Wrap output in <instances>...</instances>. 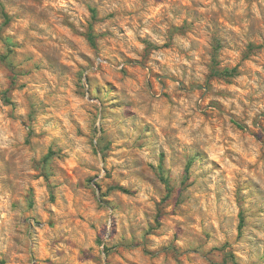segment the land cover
<instances>
[{"label":"rangeland","instance_id":"374dc122","mask_svg":"<svg viewBox=\"0 0 264 264\" xmlns=\"http://www.w3.org/2000/svg\"><path fill=\"white\" fill-rule=\"evenodd\" d=\"M228 254L264 264V0H0V264Z\"/></svg>","mask_w":264,"mask_h":264},{"label":"trees","instance_id":"16d2710c","mask_svg":"<svg viewBox=\"0 0 264 264\" xmlns=\"http://www.w3.org/2000/svg\"><path fill=\"white\" fill-rule=\"evenodd\" d=\"M90 11H91V17L94 18L95 17L94 8H90ZM1 14H2V17L4 19V22H8L9 16L4 11L3 7H1ZM86 37H87V40L90 43V45H92L94 47L95 46V34L92 31L91 27H90L89 31L87 32ZM211 70L215 76H220V77H232V76L236 75V73H237L236 67L229 69L226 67L220 68V67H217L216 65H212ZM158 171L160 174V179L164 183L165 188H166V197H168L170 195V192H171V186H170V183H169L167 177H165L163 175V166L161 163L158 165ZM118 189L123 190L122 188H118ZM243 223H244V216H243L242 212H240L239 213V223H238V229L240 232H241V229L243 227ZM227 261H229L231 264H239L232 254H228V255L224 256V262H227Z\"/></svg>","mask_w":264,"mask_h":264}]
</instances>
